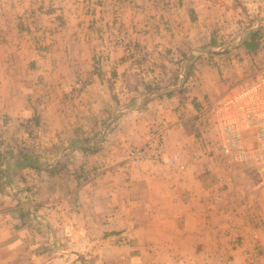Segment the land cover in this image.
Instances as JSON below:
<instances>
[{"label":"crops","instance_id":"obj_1","mask_svg":"<svg viewBox=\"0 0 264 264\" xmlns=\"http://www.w3.org/2000/svg\"><path fill=\"white\" fill-rule=\"evenodd\" d=\"M62 1L39 0L51 7L47 16L64 19L52 35L51 51L21 46L19 52L26 57L22 64H0V264H74L45 251L51 233L25 223L30 206L46 214L50 231L69 241L66 248L75 245L77 234L89 240L93 230L114 229L138 240L131 247H116L124 253L140 246L173 253L180 247L176 243L185 242L182 247L193 245L196 250L186 257L188 264L219 263L220 248L235 245L234 232L228 238L216 223L201 225L197 218L216 197L210 185L222 181L231 188L237 181L219 177L221 161L190 159L198 153L190 127L205 100L227 99L264 77V0ZM120 26L134 32L132 39L148 53L145 62L131 65L108 42ZM225 41L237 42V50L223 49ZM235 56L243 62L238 64ZM251 57L259 68L249 81ZM75 74L92 79L80 96L77 114L64 96ZM29 118L39 129L33 140L22 131L21 123ZM151 123L169 126L167 153L182 155L184 150L180 172L175 171L176 161L172 166L146 161L140 172L126 167L128 144H143ZM243 135L250 142L246 129ZM93 165L100 166V175L80 188L72 189L70 179L58 185L65 172L68 179L73 168ZM247 166L236 167L244 173L253 163ZM245 174L249 187L256 188L252 173ZM72 191L83 208H78V229L71 220L74 214L63 210ZM251 198L252 211L255 202H263L257 194ZM212 215L219 217L214 211ZM204 247L217 258L199 251Z\"/></svg>","mask_w":264,"mask_h":264},{"label":"rangeland","instance_id":"obj_2","mask_svg":"<svg viewBox=\"0 0 264 264\" xmlns=\"http://www.w3.org/2000/svg\"><path fill=\"white\" fill-rule=\"evenodd\" d=\"M63 2L65 5H69L71 3L70 0H64L62 3ZM53 4H55V1ZM40 6L41 10L39 9ZM50 10L51 7L42 5L39 3V0H0V64L9 63L10 61L12 64H22V61H25L26 57H23L21 52H19L21 46L27 47L29 45L38 52L49 53L51 51L50 46L53 40L52 35L57 31L58 27H62L60 22L64 21V19L58 18L60 14L52 15L53 17L47 16V13L50 12ZM103 13L105 17L109 16V12L104 11ZM261 30L260 34H263V31L261 33ZM101 32H104V30ZM133 33L134 32L131 29H123L120 26L117 30L112 32L111 36L108 35V42L110 41L112 46L120 51L121 55L127 62L131 65H138L145 62L148 53L143 48L141 43L136 41V37H134L136 40L132 39L133 37L131 36L134 35ZM118 36L129 37L131 41H134L136 44L142 46L145 53L144 59L141 60L139 58H132L128 56L123 47L120 46L119 43H116L115 38ZM101 37V34L98 33V38L101 39ZM235 43L237 42L225 41L221 47L226 50L231 48L236 49L238 46H235ZM232 53L235 54V51ZM105 59L106 58H103V60ZM234 59H236L238 64H241L244 60L243 57L238 56H235ZM247 60H250L252 63V76L249 79V81H251L254 75L253 72L255 70L257 71L259 66L256 63V58L254 59V57H251ZM78 80H82V86L80 88L75 87ZM91 80L90 75L80 76L79 74H75L74 79L70 83L71 85L68 92H65V100L68 103L66 105L74 114L79 112L80 105H82L80 103V96ZM212 102L213 101L206 104L205 100V102L201 104L202 108L198 110L199 118L196 122H193L194 127H190V129H192V145L194 146L196 143L198 144V153L196 155L193 154L190 159H203L204 162L208 164L221 161L222 164L224 163V167H221L224 171L219 173V177L225 179L230 177L231 181L236 180L237 184L232 185L231 188H229L228 185L222 181L218 182L219 184L216 183L210 185L212 186L211 193H214L216 197L209 200V205L204 206V213L200 218H197V222L205 226H211L213 222L216 223L217 229H219L220 232H223V235L228 238H231L232 235L230 233L234 232L233 236L236 238L234 240L235 245H232L233 248H220L222 259L216 264H264V183L261 182V180L264 182V174H262V172L259 171V168L255 166L251 169L250 167L249 169L247 168L248 170L245 169L244 173L243 171L240 172V169L237 167L247 166L249 164L252 165V162L242 160L237 155L235 156L236 152L231 154L215 152V149L217 151L219 150L221 142L216 125L219 119L218 116L222 110H219L221 106L218 105V103L216 107H214L211 104ZM67 106H64L63 109L66 110ZM21 124L23 126L22 131L28 133L32 140L36 137V135H38L39 129H37L34 119H25ZM177 125L182 126L183 123L178 121ZM160 126L161 125L159 123H151L148 126V137L143 144H128L125 157V165L127 168L129 167L136 172H140L142 170L140 164L146 161L157 162L159 164L164 163L166 166H172L169 163L173 164L174 161H176L177 169L175 171L178 172H180V169L184 167L183 165H185L186 162L184 157L186 154L184 150H182V155L181 153L166 152L165 131L169 126L162 131L161 140L163 146L162 150H160L161 153L158 158H153L152 154L136 157L133 152H131L133 149H139V151H142L144 149L143 147L150 140L152 128ZM94 138L95 137H93V141H95ZM242 140H245L246 143L248 142V139L244 138V135ZM180 155L182 157H180ZM229 165L232 166L229 167L230 169H228ZM63 171L65 170H60L59 173H62ZM101 171L100 166L94 165L93 167H85L83 170L80 168H73L71 170L72 178L68 177V179H66L67 177L65 172V174L61 175L60 179H58V182L61 180L58 185H62L64 181L66 182L70 179L72 181V189L75 187L80 188L81 185H84L93 177L100 175ZM249 171L252 173V177L254 176L255 179H257L256 183H254L255 179H253L252 183L256 188L249 187L247 184L248 179L245 177L247 175L245 173H249ZM67 174L69 175L70 173ZM55 185L58 187L56 183ZM261 189L263 190L259 191ZM255 194L259 195L260 200L263 203H260L257 200L258 202H255L258 204L257 207L251 211V197ZM76 200L77 194H74L72 191V194L67 199L63 210L67 208L66 211H69L70 214H74V216L71 217V220L73 221L74 227L78 229L79 223H82L78 220L79 217L77 216V213H80L78 208H83L81 204H77ZM51 205L54 204L52 203ZM213 211L216 212L219 217L212 215ZM231 211L235 212L233 213V216L229 214ZM195 220L196 219H190V223L194 224ZM25 223L34 229L37 228L40 229V231L51 233V235L49 234L50 237L47 238V243L49 244H47V249L45 250L49 252L48 254L50 256L51 254L59 255L60 257L72 260L74 264H188L191 260L188 259L186 261V257L188 255H193L196 251L192 244V247H182L185 242L176 243V245H180V247L178 249H174L173 253L170 251L165 252V250L160 247L144 248L140 246V248L131 249L130 247L132 244H135L136 241H138L136 240V236H131L129 233L115 232L116 230L114 229L112 230L114 232L108 230L106 233L93 230L88 234L89 240H85L86 235L76 233L77 236L74 241L75 245H72L71 247L67 246L66 248L64 246H66V243L69 241L61 235L58 236V233H56L58 231L52 233L50 231V225L46 214L42 213L40 208L33 206L28 207ZM90 227L93 226L91 225ZM155 241L156 240H153V242ZM121 245H130V247L126 249L127 253H124L121 249H116L117 246ZM199 251H202V253L207 255L209 258H217L213 253V250L209 247H204V249H199ZM127 256L135 258L133 261H123V258ZM168 257H170L171 260H168L166 263L163 262L165 258ZM215 261L216 260H214L211 264H215Z\"/></svg>","mask_w":264,"mask_h":264},{"label":"built area","instance_id":"obj_3","mask_svg":"<svg viewBox=\"0 0 264 264\" xmlns=\"http://www.w3.org/2000/svg\"><path fill=\"white\" fill-rule=\"evenodd\" d=\"M125 36L116 37V43L123 47L128 56L144 59L142 46ZM81 86L82 80H78L75 87ZM225 98L211 103L214 107L218 103L221 106L219 110H222L216 125L221 141L219 152L222 154L236 152L235 156L252 162L253 166L264 174V77H258L246 89H240L232 97ZM245 129L251 134L250 142L248 140L247 143L242 140ZM163 130H165L163 126L153 127L151 142L149 140L142 151L133 149L131 152L136 157L152 154L153 158H158L163 146L161 140Z\"/></svg>","mask_w":264,"mask_h":264},{"label":"trees","instance_id":"obj_4","mask_svg":"<svg viewBox=\"0 0 264 264\" xmlns=\"http://www.w3.org/2000/svg\"><path fill=\"white\" fill-rule=\"evenodd\" d=\"M250 42H252V41H250ZM250 42H248L246 45H247V47H251V44H249Z\"/></svg>","mask_w":264,"mask_h":264}]
</instances>
